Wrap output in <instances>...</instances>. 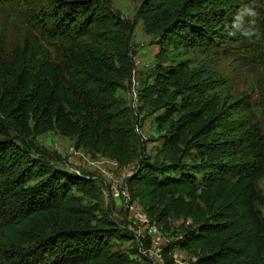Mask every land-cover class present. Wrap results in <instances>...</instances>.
Returning a JSON list of instances; mask_svg holds the SVG:
<instances>
[{
  "label": "trees",
  "instance_id": "obj_1",
  "mask_svg": "<svg viewBox=\"0 0 264 264\" xmlns=\"http://www.w3.org/2000/svg\"><path fill=\"white\" fill-rule=\"evenodd\" d=\"M0 8L22 25L20 42L9 53L0 46V264H100L120 236L116 224H70L47 232L55 218L71 215L74 192L89 191L90 183L32 157L17 139L55 129L88 139L99 132L103 112L117 136L132 140L128 115L107 96L115 86L107 43L122 45L117 32L123 22L103 0H0ZM138 16L146 36L201 49L209 58L191 72L158 71L178 83L168 96L171 112L159 121L165 133L157 156L168 165L148 166L144 173L149 200L166 188L227 182L247 230L207 221L182 246L199 251L195 264H264V216L256 208L264 199L255 189L264 175L258 119H264V78L226 103L209 94L219 87L231 92L209 70L218 65L217 56L264 68V0H142ZM247 31L258 35L250 40L243 36ZM192 150L210 155L207 163H183ZM37 233L42 237L32 240Z\"/></svg>",
  "mask_w": 264,
  "mask_h": 264
},
{
  "label": "rangeland",
  "instance_id": "obj_2",
  "mask_svg": "<svg viewBox=\"0 0 264 264\" xmlns=\"http://www.w3.org/2000/svg\"><path fill=\"white\" fill-rule=\"evenodd\" d=\"M103 1L124 25L117 32L122 45L118 47L115 39L107 43L115 69V86L107 96L113 98V107L117 105L128 115L133 138L125 142L117 136L112 121L102 112L99 132L88 139H81L79 133L63 135L56 129L29 139H17L32 157L79 175L90 183L89 191L74 192L71 215L66 219L55 218L47 225V232L70 224L96 225L109 221L117 225L120 236L111 240L109 252L100 264H195L199 251L182 246L188 233L198 234L200 226L207 221L209 225L223 222L235 232L248 228L231 201L227 182L205 184L196 190L187 186L166 188L154 202L149 200L144 173L148 166L168 165L157 156L165 133L159 121L171 112L168 96L178 82L162 79L159 69L191 72L209 58L201 49L161 44L157 38L146 36L138 16L142 0ZM21 28L6 9L0 8V46L6 53L20 42ZM217 57L220 58L218 65H209V70L218 74L225 85L231 87V92L219 87L209 94L218 93L224 103L248 92L257 79L264 78V68L232 63L229 56ZM112 111L111 108L108 113ZM258 119L264 136V119L260 116ZM188 138L189 132H186L185 140ZM183 157L185 164L205 165L210 155L192 150ZM115 180L122 181L120 189L126 194L114 196ZM255 189L264 199V175L255 181ZM256 208L264 216V205H256ZM151 226L160 234L159 249L153 247ZM40 237L42 234L37 233L32 240ZM35 242H28L26 247L31 248ZM240 262L236 264L250 263L245 259Z\"/></svg>",
  "mask_w": 264,
  "mask_h": 264
},
{
  "label": "built area",
  "instance_id": "obj_3",
  "mask_svg": "<svg viewBox=\"0 0 264 264\" xmlns=\"http://www.w3.org/2000/svg\"><path fill=\"white\" fill-rule=\"evenodd\" d=\"M113 182V181H112ZM122 181L115 180L113 183L114 189L113 193L115 197H120L122 194H126L125 192H122L120 189ZM150 233L152 234V242H153V247L159 249L160 246V234L155 226L150 227Z\"/></svg>",
  "mask_w": 264,
  "mask_h": 264
},
{
  "label": "clouds",
  "instance_id": "obj_4",
  "mask_svg": "<svg viewBox=\"0 0 264 264\" xmlns=\"http://www.w3.org/2000/svg\"><path fill=\"white\" fill-rule=\"evenodd\" d=\"M256 35H258V33L256 31H247V32L243 33V36H246L250 40L253 36H256Z\"/></svg>",
  "mask_w": 264,
  "mask_h": 264
}]
</instances>
